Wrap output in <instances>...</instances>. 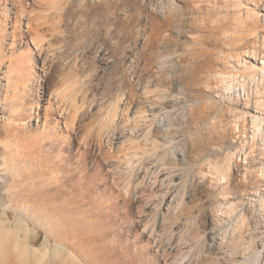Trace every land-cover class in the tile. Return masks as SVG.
Returning <instances> with one entry per match:
<instances>
[{
    "label": "rangeland",
    "instance_id": "obj_1",
    "mask_svg": "<svg viewBox=\"0 0 264 264\" xmlns=\"http://www.w3.org/2000/svg\"><path fill=\"white\" fill-rule=\"evenodd\" d=\"M20 1L0 0V128L4 129L3 121L7 117L2 104L11 103L12 75L23 63H32L42 74L41 114L49 112L48 100L53 105L61 100L58 95L71 93L69 88L71 96L76 94L73 89L76 85L86 90L91 107L86 113L79 111L80 117L74 121L78 134L70 138L71 144L64 140L57 142V148V143L43 147L41 157L56 163L61 154L62 163L68 166L66 169L59 165L57 169L54 165L46 169V175H42L45 171L35 160L27 157L26 162L24 155L22 159L7 155L11 147L3 144L2 132L0 264H185L189 258L192 264H203L206 260V264H230L239 257L234 255L233 260L220 244L217 247L215 243L213 249L211 244L208 248L209 220L212 218L216 223V231L220 228L219 237L226 231L230 234L234 222L228 216L222 221L217 206L212 207L216 198L210 193H214V187H205V191L195 197H183L186 216L193 219L200 202V213H213L214 218L207 220L206 214L197 215L196 224L194 220L188 223L190 232L186 233L189 235L182 238L169 228L172 219L178 222L179 218L186 217L179 210L172 212L178 197L161 202L162 192L168 187H178L182 179H177V175H182L185 163H192L198 170L208 158L214 162L224 161L228 150L233 152L231 161L235 172L231 201H237L234 202L239 206L236 212L247 214L250 228L245 225L254 235L248 230L246 235L255 236L254 241L259 246L264 235V176L260 170L264 166V130L252 137L255 130L251 116L264 117V79L259 74L252 78L244 69L258 62L260 65L264 60V0H161L158 10L146 0ZM107 3H112L113 8L108 10ZM4 4L6 11H1ZM141 5L145 8L142 21L133 25L113 22L117 18L125 19ZM91 7L95 10L91 11ZM67 9L68 13L60 16ZM152 11H157V21L147 18ZM109 17L114 19L109 21ZM159 24L163 27L157 32ZM33 30L42 36L39 48L31 39ZM129 33L134 40H125ZM102 52H106L103 64L98 60ZM45 58L47 72L42 73ZM221 70L236 73L245 83L249 97L239 84L237 89L222 93L217 77ZM77 81L81 82L77 84ZM6 87L10 95L4 102ZM32 93L29 89L27 96L32 98ZM108 111L116 113L115 123L110 132L100 135L95 121ZM43 119H33L32 123L41 125ZM61 122L66 127V123ZM236 123L240 129L235 127ZM147 131L157 133L158 149L147 141L152 135L148 136ZM91 135L101 138L98 145L101 147L83 173H77L75 162L80 155V143ZM245 153L248 154L246 162ZM132 163H146L149 169L143 178L144 167L139 168L141 177L128 187V192L123 177L132 170ZM244 166L252 171L246 183L241 182ZM195 182V179L190 181L192 190ZM154 223L156 228L152 231ZM222 226L225 229H221ZM83 233L86 237L82 246L76 249L67 246L70 235L78 238ZM169 236L179 239L175 250L168 249ZM160 240L167 245L163 249L157 247ZM61 250L65 251V256L58 253ZM183 254L187 255L182 257Z\"/></svg>",
    "mask_w": 264,
    "mask_h": 264
},
{
    "label": "bare ground",
    "instance_id": "obj_2",
    "mask_svg": "<svg viewBox=\"0 0 264 264\" xmlns=\"http://www.w3.org/2000/svg\"><path fill=\"white\" fill-rule=\"evenodd\" d=\"M20 1V0H19ZM146 1H149V3H152L156 10H158L159 8V5H160V1L161 0H146ZM21 2V1H20ZM156 2V3H155ZM147 3V2H146ZM20 5V4H19ZM23 4H21L22 6ZM7 5L4 4V6L1 8V11H6L5 7ZM107 9L110 10L113 8V4L112 3H107ZM23 7V6H22ZM21 7V8H22ZM117 8L118 6H116L112 11L115 13V11H117ZM19 9V8H18ZM91 11H94L95 10V7H91L90 8ZM103 9H104V6H103ZM144 7L141 5L139 6V8L136 10V11H132V12H129V14L126 16L125 19L121 18H117L115 19L113 22L117 25V24H122V23H131L132 25L138 21H142V17H143V14H144ZM22 10V9H21ZM24 10V9H23ZM22 10V12H23ZM64 10V9H63ZM131 10V8H130ZM68 9L65 11V13H61L60 16H63L65 15L66 13H68ZM250 11V10H248ZM247 11V12H248ZM240 12V11H239ZM3 14V13H2ZM249 14V12H248ZM241 15V13H240ZM238 16V15H237ZM242 16V15H241ZM245 14L243 15L242 18H244ZM251 16V15H250ZM240 17V16H239ZM247 19H248V16H246ZM147 18L148 20H152V21H157L158 18H159V15L157 13V11H152L150 13L147 14ZM251 18V17H250ZM114 18L112 17H109L108 20L109 21H112ZM245 19V20H247ZM249 21V19H248ZM239 22V21H238ZM241 22V20H240ZM243 22V21H242ZM163 24V23H161ZM166 25V23L164 24ZM244 26V25H243ZM163 27V25H158V29H156V31L158 30L159 32L161 31V28ZM130 31V30H129ZM157 31V32H158ZM159 34V33H158ZM2 36V35H1ZM0 36V37H1ZM31 36V39L33 41V44H35L36 47H40L41 46V40H40V37H42L40 35L39 37V34L38 32H36V30H33V32L30 34ZM127 37H125V40L128 41L130 39H133V36L129 33L126 35ZM242 40V39H241ZM240 41V40H239ZM26 42H28L29 44V41L26 40ZM243 46V45H242ZM241 46V47H242ZM31 48V46H29ZM246 47V46H245ZM237 48V47H236ZM41 49V48H40ZM135 49V48H134ZM133 49V50H134ZM250 49H253V48H250ZM38 50V49H37ZM249 50V49H248ZM39 51V50H38ZM256 51V50H255ZM245 52V51H244ZM254 52V51H253ZM41 53V52H40ZM250 54V53H249ZM254 54V53H253ZM257 54V53H256ZM259 54V53H258ZM105 55H106V52H102L100 53L99 57H98V60L103 64V63H106L105 61ZM257 56V55H256ZM31 57V56H30ZM41 57V56H40ZM254 57V56H253ZM230 58V56H229ZM255 59V58H254ZM45 60L46 58L43 60V66H42V73H45ZM226 61V60H225ZM22 63V62H21ZM229 64V63H228ZM84 65V64H83ZM16 73L13 76V82L11 81L10 83V87L12 86V95H11V103L10 105L9 104H2L3 105V111H4V114H7V117L6 119L3 121L4 123V129L2 130V128H0L1 133H0V136L3 135L4 133V136H3V144L4 142L7 143L5 144L6 145H9V147H11L10 149V153H8L7 155H10V154H14V156H11V157H20L22 159V156H23V160L26 159L25 161L28 162L29 160H27V157L35 160L36 162L40 163V167L43 171H45L44 174L42 175H46V172L47 170H49V168H51L52 166L55 165V167H58L57 169H59V165L62 166V167H65L66 169L68 168V166H65L62 162H63V157L61 156V154L59 155L60 159L59 161H57L56 163H54L55 161L54 160H50V159H44L43 157H41V151L43 149L44 146H46V144H50L51 146L55 145L57 142L59 143L60 142H64V140L66 141V143L69 145L71 144V141H70V138L72 139V136L73 135H76L75 133H77V131L75 130V125H74V121L76 120L77 117H80V115L78 113H86L87 111H89V107H91V104L89 102H87L88 97H86V94L87 92H85L86 90H83L81 89L80 87H78V85H76V89L73 88L75 90V93H79V100L78 99V94H73L72 95V91H70L68 89L69 92L71 93H67L65 95H58L60 96L61 100L59 101H56L54 102L53 105L50 104V101L48 100V104H47V108L49 109V112H43L41 114V112H39V109H40V93H39V87H40V80L43 79L42 78V74L41 72L37 71L34 67V65H32V63H30V65L28 64H20V67L18 69H15ZM232 70V69H231ZM247 70V73L248 75H251L252 78H256V75H261L262 78L264 79V60H262L260 62V65H259V62H258V65L254 64L253 67H248V69H244V71ZM41 71V70H40ZM47 72V71H46ZM246 73V74H247ZM79 74V73H77ZM216 74V73H215ZM243 74V73H242ZM218 80L221 82V89H222V93L225 92V93H228L231 89L237 87L236 85L239 84L241 87H242V90L243 92L245 93L244 95L247 97H249V94H247V89H246V85L243 81H240L239 80V77L236 75V73L232 72V71H229V72H226V71H218ZM72 76H73V73H72ZM78 76L75 74V77ZM73 78V77H71ZM45 79V78H44ZM79 79V78H78ZM77 79V80H78ZM243 79V78H242ZM245 79V78H244ZM260 79V78H259ZM10 80V79H9ZM69 79H67L68 81ZM71 80V79H70ZM245 81V80H244ZM75 82H76V79H75ZM81 82V81H80ZM79 81H77V84L80 83ZM72 83V82H71ZM73 84V83H72ZM218 84V83H217ZM74 85V84H73ZM70 86V84L68 85V87ZM72 87V85H71ZM75 87V85H74ZM219 87V86H217ZM7 88L9 87H6V94L4 96V102H6L5 100L8 99L9 97V90H7ZM32 90V98L28 97L27 94H28V91ZM237 89V88H235ZM241 90V88H239ZM11 90V89H10ZM73 90V91H74ZM217 90V89H216ZM215 90V91H216ZM239 90V91H240ZM232 91V90H231ZM218 92V90H217ZM235 92V91H234ZM249 92V91H248ZM86 93V94H85ZM221 93V92H220ZM219 93V94H220ZM236 93H239V92H236ZM241 93V92H240ZM60 94V93H59ZM222 95V94H221ZM227 97V96H226ZM247 97V98H248ZM72 98V99H71ZM94 98V97H93ZM251 98V97H250ZM45 99V98H43ZM42 99V100H43ZM71 99V100H70ZM229 99V98H228ZM93 100V99H91ZM231 100V99H230ZM248 100V99H247ZM258 100V99H257ZM81 101V103H80ZM94 101V100H93ZM65 102V103H64ZM258 102V101H257ZM57 103V104H56ZM256 103V102H255ZM259 103V102H258ZM9 105V106H8ZM87 105V106H86ZM93 105V104H92ZM257 105V104H256ZM201 106V105H200ZM205 106V105H203ZM257 107V106H256ZM196 108V107H195ZM233 108V107H232ZM194 109V108H193ZM236 109V108H235ZM210 110V109H209ZM2 111V112H3ZM80 111V112H79ZM192 113V111H191ZM115 112L113 111H108V112H105V113H101L99 115V119H95L96 125H98V133H100L101 135V132H110V128L112 127V125H114L115 123ZM79 115V116H78ZM85 115V114H83ZM98 116V114H97ZM44 118L42 120V123L41 125H39L40 123L37 122L36 123V126L33 125L32 123V120L35 119L38 121V119L40 120V118ZM83 118V117H82ZM93 119V118H91ZM251 120H252V123H253V128H254V135L252 137L255 138V135L256 133L258 134L259 131H263L264 130V117H259L258 115H252L251 116ZM61 121H63V123H66V127H63L61 125ZM94 121V120H93ZM238 121V120H236ZM235 123V122H234ZM91 125V124H90ZM95 126V125H94ZM234 126V125H233ZM88 127V126H86ZM115 127V126H114ZM235 127L237 129H240V127L238 126V124L236 123ZM91 131H92V128H90ZM236 129V131H237ZM90 131V132H91ZM3 132V133H2ZM148 136H149V133H151V138L149 137L147 141H151L152 144H153V147L155 149V146L158 145L157 144V141H156V137H157V133L154 132L152 133L151 131L148 132ZM63 134V135H62ZM78 134V133H77ZM103 134V133H102ZM164 135L168 136V132H165ZM170 135V134H169ZM98 137V136H97ZM147 137V136H146ZM68 138V139H67ZM75 138V137H73ZM98 139V140H97ZM95 138L93 135L89 136V137H84V141H82L80 144L81 145V148H80V155L78 157V161L75 162V165H76V170H77V173H83V171L87 168V166L90 164L91 162V157L96 153V150L98 147H101V146H98V145H101V138ZM97 140V141H96ZM57 143L56 145V148L57 146L59 145ZM146 145V144H145ZM156 148L158 149L159 147L156 146ZM9 151V150H8ZM164 152V151H163ZM227 155L226 157L224 158V161H216L214 162V160H211V158H208L207 159V162L206 164L204 165V167H200V165L198 166L199 169L195 170L193 167L195 166H192V163H185L184 165V168H182V175H177V179H182L181 182H179L178 184V187L174 186L175 188H169L165 191V192H162V195H161V202L163 203L164 201H167L168 198L170 197H178V203L175 204V207L174 209L172 210L173 211H177L179 210V212L181 214H184V216H186V207H185V200H183V197L186 195L188 198L189 197H195V195L197 196V194H200L202 193L203 191H205V187L207 188V186H211V187H214L212 190L214 191V193H210V195L213 197H215L216 199L213 198V201H212V207H216V210L217 212H220V213H217L219 214V216L221 217L222 216V221L223 219L226 217L232 220H234L233 223H231V226H232V230H231V233L230 234H227V231L224 233V234H221L222 237H219V229H217V231L214 229V224L216 223H213L214 221H212L210 219V217H213L211 216L213 213L211 211L212 214H208V213H205L206 214V219L209 220V231H208V238H209V246L208 248H210L211 244L212 245V248L215 247V243H216V246L220 244V247L223 245L224 248H226V251L230 254V256L232 255V259L235 255V257H239V258H234L230 264H264V235H263V239H262V242H260L259 246H256V241H254L256 238L255 236L253 237V233H251V230L249 231L248 229L250 228V225L247 221H249L248 217H247V214L245 212H239L235 209H237L238 204L236 206V203L237 201H231V194H232V184L233 182L235 181L234 179V176H235V172L232 171V158H233V155H232V150H228L227 151ZM149 154V153H148ZM161 154V153H160ZM159 154V155H160ZM163 154V153H162ZM161 156V155H160ZM166 156V154H165ZM163 155V158L165 157ZM10 158V156H8ZM25 157V158H24ZM187 158V157H186ZM161 160H163L162 158H160ZM165 159V158H164ZM243 160V158H241ZM244 159H245V162L247 161L248 159V154L245 153L244 155ZM6 161V160H5ZM10 161V160H9ZM14 161V160H13ZM8 162V160H7ZM12 162V161H10ZM9 162V163H10ZM131 162V161H130ZM129 162V163H130ZM138 162V161H137ZM142 162V161H141ZM197 162V161H196ZM13 163V162H12ZM52 163V165H51ZM136 163V162H135ZM199 163V162H198ZM203 163V162H202ZM24 164V163H23ZM27 164V163H26ZM29 164V163H28ZM163 164L165 165L166 163L163 162ZM246 164V163H245ZM14 165V164H13ZM16 165V164H15ZM169 165V164H168ZM172 165V164H171ZM183 165V164H182ZM194 165V164H193ZM249 165V164H248ZM132 166V170L129 171L128 174L125 173L124 177H123V181H124V185L126 187V191L128 189V187L130 188L131 185H134L135 182H137V180H139V178L141 177V173H139V168L141 167H144L143 169L144 170L142 171V173H144L142 176L143 178H146V175L148 174V169H149V166L148 164L146 163H139V165H134L133 163L131 164ZM174 166V165H173ZM202 166V165H201ZM250 166V165H249ZM247 167V166H244L245 167V170L242 172V181L241 182H244L246 183V181L248 180V177H249V174H252V171L250 170V167ZM176 167V166H175ZM48 168V169H47ZM131 168V167H130ZM147 168V169H146ZM180 168V167H179ZM19 169V168H18ZM47 169V170H46ZM56 169V168H55ZM147 170V171H146ZM261 170V173L262 175L264 176V166L260 169ZM50 171H53L50 170ZM57 171V170H56ZM177 172V171H176ZM170 174H173L174 172L172 171H169ZM52 175L54 173H51ZM175 174V173H174ZM48 175V174H47ZM172 176V175H171ZM174 178V177H173ZM194 179L196 180L195 184H194V190H192V188L190 187V181H194ZM174 181V180H173ZM140 182V181H138ZM142 182V180H141ZM66 184V183H64ZM192 184V183H191ZM140 186V185H139ZM240 186H241V183H240ZM210 187V188H211ZM208 188V189H210ZM207 192H210L208 191ZM194 191V192H193ZM128 192H129V189H128ZM206 192V194H208ZM144 193V192H143ZM132 194V193H131ZM263 194V193H262ZM147 195V194H146ZM209 195V196H210ZM214 195V196H213ZM200 196V195H199ZM208 196V197H209ZM262 197V196H261ZM154 198V197H153ZM234 198V197H233ZM240 198V197H239ZM238 198V199H239ZM176 199V198H175ZM192 199V198H191ZM236 199V197H235ZM195 201V200H194ZM206 201V200H205ZM240 201V200H239ZM260 201V200H259ZM264 202V200H262ZM207 202V201H206ZM210 202V201H209ZM236 202V203H234ZM242 202V201H241ZM195 203V202H194ZM192 203V204H194ZM190 204V203H189ZM210 204V203H209ZM241 204V203H240ZM197 205V202L196 204H194V206ZM199 207H198V213H200V202H199ZM203 205V204H201ZM209 205V206H211ZM264 205V204H263ZM187 206V205H186ZM191 206V205H190ZM189 206V207H190ZM208 206V205H206ZM208 206V207H209ZM188 207V208H189ZM197 207V206H196ZM204 208V207H202ZM205 209V208H204ZM211 209V208H210ZM213 209V208H212ZM215 209V208H214ZM190 210V209H189ZM203 210V209H202ZM201 210V211H202ZM195 211V210H194ZM197 211V210H196ZM210 211V210H208ZM207 211V212H208ZM159 212V211H158ZM206 212V211H204ZM249 212V211H248ZM197 215L201 216V215H205V214H201L203 213V211ZM216 214V212H214ZM252 213V212H251ZM176 214V213H175ZM195 214V213H194ZM216 214V215H217ZM178 215V213H177ZM180 215V214H179ZM192 215V214H191ZM195 215L194 218L192 219V217H183L182 219H180V221H176V219H174L175 221H170V231L174 233H176L178 235V238H182L181 236L182 235H186L189 233H186L188 231V223L192 220V223H193V220L195 218H197L198 216ZM228 216V217H227ZM177 217V216H176ZM180 217V216H179ZM204 217V216H203ZM202 217H199L198 219H200ZM214 218V217H213ZM218 218V217H217ZM221 219V218H220ZM219 219V220H220ZM197 220V219H196ZM206 220V221H207ZM221 221V222H222ZM253 221V220H252ZM259 222V220H257ZM256 221V222H257ZM155 222V221H154ZM177 222V223H176ZM195 222V220H194ZM204 222H205V219H204ZM220 222V221H219ZM226 222V220H225ZM225 222H222V223H225ZM229 222V221H228ZM227 222V224H228ZM246 222V223H245ZM255 222V221H254ZM203 223V221H202ZM208 223V222H207ZM196 224V222H195ZM226 224V223H225ZM245 224H248L249 228L247 229V225ZM255 224V223H253ZM93 224L90 223V226L91 228L93 229ZM193 225V224H192ZM198 225V224H197ZM200 225V224H199ZM221 225V224H220ZM258 225V223H257ZM261 225V223H260ZM146 226V225H145ZM226 226V225H225ZM256 226V225H255ZM259 226V225H258ZM100 227V226H99ZM102 227V226H101ZM100 227V228H101ZM147 227V226H146ZM149 227V226H148ZM153 227L152 228V231L155 227V223L151 226ZM198 227V226H197ZM257 227V226H256ZM255 227V228H256ZM260 227V226H259ZM156 228V227H155ZM190 228V227H189ZM200 228V226H199ZM224 227L222 226L221 229H223ZM6 229V228H4ZM187 229V230H186ZM195 229V228H194ZM202 229V228H201ZM225 229V228H224ZM259 229V228H258ZM264 229V228H263ZM96 230V229H94ZM200 230V229H199ZM249 231V234H253L252 236H247L246 234L248 233ZM261 230V229H259ZM7 231V229H6ZM5 231V232H6ZM195 231V230H194ZM206 231V232H207ZM225 231V230H223ZM253 231V230H252ZM255 231V229H254ZM1 232V231H0ZM4 232V231H3ZM2 232V233H3ZM165 232V231H164ZM190 232V231H188ZM199 232L201 233V231H198V234ZM205 232V233H206ZM218 232V233H217ZM221 232V230H220ZM263 234H264V230L262 231ZM12 233V232H11ZM10 233V234H11ZM195 233V232H193ZM257 233V232H256ZM12 234H16V233H12ZM170 234V232H169ZM259 234V233H257ZM9 235V234H8ZM18 235V234H17ZM89 237H90V240H92V237L91 235L88 233ZM168 235V234H167ZM175 235V234H174ZM193 235V234H192ZM205 235V234H204ZM261 235V234H260ZM259 235V236H260ZM14 236V235H13ZM16 236V235H15ZM203 236V235H202ZM201 236V237H202ZM18 238V236H16ZM85 234L83 233L82 235L80 234L78 236V238L76 237V235H73L70 237H68V242H67V246H71L72 248L76 249V248H79L80 246H82V241L84 242L85 241ZM170 237V236H169ZM177 237V236H176ZM188 237V236H187ZM190 237V236H189ZM193 237L195 238V234L193 235ZM8 238V237H7ZM197 238V237H196ZM200 238V236L198 237ZM206 238V237H205ZM259 238V237H258ZM257 238V239H258ZM260 238H262L260 236ZM259 238V239H260ZM193 239V238H192ZM204 239V237H203ZM218 239H220V242H217L219 241ZM19 240V239H17ZM170 241L168 242V249H172V250H175V248L177 247V244L179 243V239L177 238H171L169 239ZM200 240V239H199ZM198 240V241H199ZM20 241V240H19ZM181 241V240H180ZM189 241V239H188ZM194 241V239H193ZM207 241V242H208ZM21 242V241H20ZM166 242V241H165ZM203 242V241H202ZM2 244V242H1ZM19 244V242H18ZM200 244V242H199ZM204 244V243H203ZM206 244V243H205ZM166 244H164V240H160L158 243H157V247L158 249H163L164 246H167ZM179 245V244H178ZM198 245V244H197ZM222 246V247H223ZM10 247V246H8ZM46 247V246H45ZM44 247V249H46ZM197 247V246H196ZM195 247V248H196ZM218 247V246H217ZM1 248V247H0ZM7 248V247H6ZM185 248V247H184ZM193 248V247H192ZM204 248V246H203ZM206 248V247H205ZM223 248V249H224ZM38 249V248H37ZM42 249V248H41ZM202 249V248H201ZM215 249V248H214ZM222 248H219V250H221ZM251 249V250H250ZM47 250V249H46ZM170 250V251H172ZM195 250V249H194ZM218 250V249H217ZM2 251V250H1ZM45 251V250H44ZM209 251V250H207ZM212 251V250H211ZM210 251V252H211ZM225 251V249H224ZM43 252V251H42ZM65 252V251H64ZM62 250L60 252H58L59 254L63 255L64 253ZM216 252V251H215ZM221 252V251H220ZM239 252L242 254H239ZM4 253V252H3ZM31 253V252H30ZM54 253V252H53ZM67 253V252H66ZM169 253V252H168ZM167 253V254H168ZM191 253V251H190ZM189 253V254H190ZM198 253V252H196ZM208 253V252H207ZM2 254V253H1ZM29 254V253H28ZM47 254V253H44V255ZM201 253H199L200 255ZM220 254V253H219ZM222 254V253H221ZM227 254V253H226ZM239 254V255H238ZM36 255V254H35ZM43 255V254H42ZM177 254H175V256H177ZM180 255V254H179ZM187 254H183L182 257H185ZM207 256V254H205ZM211 255V254H210ZM238 255V256H236ZM46 256V255H45ZM51 256V254H50ZM64 256H65V253H64ZM204 256V255H203ZM205 256V257H206ZM215 256V255H214ZM224 254L222 255V258H223ZM229 256V258H230ZM42 257V256H41ZM63 257V256H62ZM70 257V256H69ZM200 257V256H199ZM212 257V255H211ZM39 258V257H38ZM73 258V256L71 257ZM203 258V257H202ZM208 258V257H206ZM228 258V259H229ZM5 259V258H4ZM51 259V258H50ZM56 259V258H55ZM175 259V257H174ZM184 259V258H182ZM216 259V258H215ZM224 259V258H223ZM39 260V259H38ZM43 260V259H42ZM52 260V259H51ZM50 260V261H51ZM54 260V259H53ZM74 260V259H73ZM197 260V259H196ZM206 260V259H205ZM213 260V258H212ZM211 260V261H212ZM55 261V260H54ZM176 261H178V259L176 258ZM199 261V260H198ZM207 263H208V260H206ZM205 261V262H206ZM210 261V260H209ZM228 261V260H227ZM5 262V261H4ZM73 262V261H72ZM181 262V260H180ZM204 262V263H205ZM226 262V261H225ZM67 263V262H65ZM193 262L191 261V258H189V260L185 263V264H192ZM203 263V264H204ZM210 263V262H209ZM227 263V262H226ZM229 263V261H228ZM7 264V263H6ZM72 264V263H71ZM175 264V263H173ZM182 264V263H181ZM199 264V263H198ZM206 264V263H205ZM214 264V263H213ZM224 264V263H223Z\"/></svg>",
    "mask_w": 264,
    "mask_h": 264
}]
</instances>
